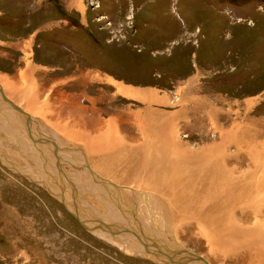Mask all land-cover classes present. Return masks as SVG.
<instances>
[{
    "label": "rangeland",
    "instance_id": "1",
    "mask_svg": "<svg viewBox=\"0 0 264 264\" xmlns=\"http://www.w3.org/2000/svg\"><path fill=\"white\" fill-rule=\"evenodd\" d=\"M65 1L0 0V264H264L256 247L222 254L214 234L198 232L209 226L186 225L195 219L173 216L161 202L140 207L147 199L137 197L134 212L130 194L93 183L97 171L84 164L101 153L90 142L119 134L140 146L134 126L148 112L171 121L190 151L233 130L225 148L232 155L237 136L246 140L240 126L249 143L258 138L264 160V0ZM118 85L156 99L121 95ZM202 101L212 107L204 111ZM15 118L24 122L15 121L17 136L6 129ZM167 156L177 157L172 149ZM120 175L112 176L129 183ZM134 181L146 189L137 185L142 177Z\"/></svg>",
    "mask_w": 264,
    "mask_h": 264
},
{
    "label": "bare ground",
    "instance_id": "2",
    "mask_svg": "<svg viewBox=\"0 0 264 264\" xmlns=\"http://www.w3.org/2000/svg\"><path fill=\"white\" fill-rule=\"evenodd\" d=\"M14 84L15 80L11 79L10 86L14 87ZM15 90H17V88ZM117 90L121 95L132 98L138 97L143 101H154L156 99L155 96L151 93H147L144 91L137 92L122 85H118ZM13 91L14 90L11 91V94L9 96L14 99L16 98V95H19V92ZM6 100L10 99L7 98ZM35 103L36 101L33 97H28V99L26 100V104L28 106L31 104L35 105ZM206 103L203 105L204 111L206 110L207 105H210ZM19 111H17V113ZM209 111L210 110H207L205 115L206 117H210V114L208 113ZM26 115L28 116L27 118H30L33 121H37L38 124L43 123L42 125L45 126V123L42 122V119L37 115H30L28 113ZM15 119L16 120H13L12 122H10V124L8 123L9 125L6 127V129L8 128V132L14 135L18 133L17 131L20 128L18 124H15V121H18L19 123L24 125V122L22 123L21 121L17 120L18 118ZM155 119L157 121L154 122ZM207 119L209 120V118ZM170 123L172 122L168 119L164 120L163 117H160L159 114L154 115L151 112H148L146 115H140L139 123L137 122L138 125L134 126L135 133L137 134L136 136L142 138V144L140 146H137L136 143L133 142L134 140L131 142L134 144L127 143V141L123 140L124 136L120 138L119 134H115L112 139L110 137L108 141L105 139L106 143L98 141L90 144V142L89 145H92L93 149L97 147L101 151V153H99V156H92L91 158L88 157L89 160H85L87 156L83 151L85 154L84 160L86 161L84 162V164L86 163L85 169L90 172V175L91 171L93 170L92 168L97 171V173L94 172L95 174L93 177L96 181H94V179H91L93 180V183L98 182L104 187L115 188L114 195H117L118 192L121 193H119V195H121L122 197L126 192L130 194V200H132V203L130 204L131 207H133L134 212L140 210L139 204L136 203V201H139L136 200L137 197H142L147 200L145 204L141 203L140 207L141 205H145L146 207H148L150 206L151 202V206L153 204L156 205L161 202V205L165 204L166 208H169L167 209V211H169L173 216L176 215L181 218L187 217V219H195L189 220L186 225L192 223L190 221H199L204 225L209 226L207 230L201 229L198 232H201L207 240L209 239L207 235H205V233L214 234L215 239L217 240L218 250L219 252L222 251V254L224 253L230 256L229 253H234H231L230 251H235V249L233 248L238 247V245L239 247L241 246L242 248H247L249 250L251 247H256L259 250L257 251V249H254V252L256 250L260 253V249L262 252V250H264V212H262L264 211V160H260V155L262 154L261 151L255 150V147H258L260 149V142L259 144L256 143L258 138L255 137L254 141L250 139L252 142L250 141L249 143V135L245 134L247 133V131L245 132L244 130H242V134L240 133L242 128L240 126H237V128L235 129H240V132L238 134L240 135V137L241 135H243L242 138L245 137L246 140L240 143L238 141V136L236 139L233 138L235 139L234 144L237 147L236 153L227 155L225 150L226 142H230L229 139L232 140L231 136H233L234 134L233 130H225L224 132L221 131L223 132L222 134H224L222 140H225L223 142L221 141V143L213 142L211 144H208L207 147H204V145H202L204 148L200 151H190L189 149L184 148L177 143L178 140L173 133V126H171ZM193 124L195 125V123ZM247 124L255 125L252 123V121H247ZM17 127L18 129L16 130ZM254 131L255 130H253V132ZM248 132L253 133L251 130ZM45 134H47V132ZM23 135L24 134H22V136ZM47 135L44 136L45 139L46 137H48ZM256 135L257 134H255L254 136ZM134 136L135 135H132L131 138ZM21 138L23 139V137ZM88 147L86 149H88ZM261 147L264 148L263 146ZM171 149L177 155V157H175V160H173V157L175 155L171 156L172 158L167 156ZM158 155H161L163 159L161 157V159L158 157L159 160L155 159V157ZM40 158L41 160H43V158L46 157L42 156ZM243 167H245V169ZM115 171H121L120 176L123 175L124 177L122 179H128L129 183L134 181V179H136L137 177H142L141 182H143V184L138 182L139 184L137 185H141L146 189H142L140 186H135V188L129 183H127L128 185L126 183L125 185L119 184V181L117 182L116 180H114L113 178L115 177L112 176L114 175ZM169 171L171 173H169ZM160 172H166L167 175L164 177H160ZM98 173L100 175L103 174V176L110 177L111 179L102 177ZM132 183H135V181ZM135 190H138V192L136 193ZM56 191H58L60 197L64 195L61 189ZM149 194L151 195L150 197L148 196ZM63 197L64 199H67L65 198V195ZM119 199L120 200L117 201L123 200L121 198ZM119 206L120 205H118L117 207ZM137 206L139 209L137 208ZM114 212L115 214L113 215L115 217L120 216L121 218H118L121 219L120 221L124 222L123 219L125 215H119L117 212V208L114 209ZM151 213L154 215L155 212L151 211ZM249 217L251 219H249ZM125 222L127 221L125 220ZM127 225L128 229L132 230V233H137L129 226L130 223L127 222ZM111 229V226H109L107 228V231ZM124 229L127 231L126 227H121L117 230L119 231ZM105 234L107 235L106 232ZM107 236L110 235L108 234ZM112 238L111 240L115 241ZM115 242L120 243L119 240ZM123 243L124 245L126 244L125 247L128 251L134 253L141 252V254L146 253L142 252L146 251L145 247H143L144 250L142 249V244H140V246L139 244H132L130 246L125 241H123ZM214 244H212V246H214L215 249L216 246ZM133 245H136L138 247L135 248ZM138 249H141L142 251H139ZM240 250L242 251V249ZM237 252H239V254L237 255L243 254L238 250ZM246 253H249L248 255L252 254H250L249 251ZM160 254L163 255L162 253L158 252V255ZM248 255L245 254L246 257H248ZM168 256L169 255H163V257L165 258H162L160 256V258H158L163 261L168 260ZM252 256L253 255H251L250 257ZM259 256L257 257L259 258ZM246 257L243 256V258Z\"/></svg>",
    "mask_w": 264,
    "mask_h": 264
},
{
    "label": "built area",
    "instance_id": "3",
    "mask_svg": "<svg viewBox=\"0 0 264 264\" xmlns=\"http://www.w3.org/2000/svg\"><path fill=\"white\" fill-rule=\"evenodd\" d=\"M92 6H94L95 4H99L100 0H87ZM97 2V3H96Z\"/></svg>",
    "mask_w": 264,
    "mask_h": 264
},
{
    "label": "crops",
    "instance_id": "4",
    "mask_svg": "<svg viewBox=\"0 0 264 264\" xmlns=\"http://www.w3.org/2000/svg\"><path fill=\"white\" fill-rule=\"evenodd\" d=\"M35 1H38V0H35ZM41 1V0H40ZM64 2H66L65 0H64Z\"/></svg>",
    "mask_w": 264,
    "mask_h": 264
}]
</instances>
